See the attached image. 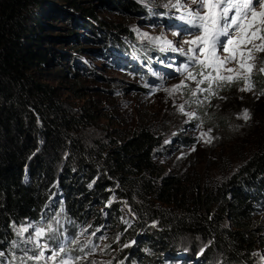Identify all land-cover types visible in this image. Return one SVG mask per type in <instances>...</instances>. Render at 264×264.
Listing matches in <instances>:
<instances>
[{
	"label": "trees",
	"instance_id": "obj_1",
	"mask_svg": "<svg viewBox=\"0 0 264 264\" xmlns=\"http://www.w3.org/2000/svg\"><path fill=\"white\" fill-rule=\"evenodd\" d=\"M47 1L0 0V252L20 247L11 235V225L40 222L58 213L75 221L89 215L98 226L102 223L98 207L105 205L110 209L109 222L118 224L127 241H132L138 230L147 232L143 241L139 240V248L128 251L136 264H176L164 257L174 256V246L183 237L210 247L209 259L195 264H208L214 256L222 264H252L250 259L262 243L256 240L260 225L254 213L264 204V120L251 154L230 176L214 184H199L186 172L172 175L158 168L156 159L163 139L147 119L143 123L137 120L131 132L119 133L118 141H96L90 146L77 130L80 123L67 114L55 89L40 83L35 75L47 62L48 49L41 47L44 25L37 12ZM62 1L64 8L76 14L78 25L93 35L80 40L90 41L100 34L93 5L81 7L75 0ZM112 2L123 14L134 10L137 1ZM59 15L66 18L62 11ZM112 27L118 35L126 36L122 25ZM113 36L104 39V35L95 53L105 56L108 49H116L117 54L119 50L131 52ZM134 50L147 62H155L149 51L140 46ZM60 57L70 55L61 52ZM259 84L264 91V77ZM87 108L80 113L85 115ZM219 123L225 127L223 119ZM178 139L183 147L196 144L186 136ZM111 190L128 205L132 227L119 224L120 206L107 202ZM62 219L58 221L64 225ZM74 229L67 226L68 231Z\"/></svg>",
	"mask_w": 264,
	"mask_h": 264
},
{
	"label": "rangeland",
	"instance_id": "obj_2",
	"mask_svg": "<svg viewBox=\"0 0 264 264\" xmlns=\"http://www.w3.org/2000/svg\"><path fill=\"white\" fill-rule=\"evenodd\" d=\"M75 1L81 7L93 5L100 21L97 26L101 27L100 34L96 33L90 41L80 40V37L91 39L90 30L78 25L80 20L64 8V1L48 0L37 11L44 25L40 33L43 37L41 47L48 49L47 62L35 75L40 83L55 89L67 114L80 123L77 130L85 142L91 146L96 141H118L117 135L131 132L137 120L140 123L148 120L147 123L156 125L163 139L156 159L158 168L172 175L186 172V176L198 180L199 184L218 183L230 176L253 151L264 120V91L260 90L259 84L260 77H264V72L259 71L264 67V52L255 53L256 59L251 61L255 64L250 76L251 90L242 91L247 85L239 79L231 83L211 81V92L200 91L208 89L210 81L198 73L204 71L207 75L212 69L202 68L197 62L199 57L192 59V54L187 53L190 45L184 41L194 39L196 32L181 31L176 25L183 22L180 25L185 26L187 10L198 8L193 0H134L137 1L134 2L136 8L123 14L119 13L112 0ZM178 2L180 7H174ZM61 11L66 13V18H60ZM116 24L127 29L126 36L117 34L112 27ZM71 31L78 32L71 34ZM104 35V39L114 35L116 41L122 40L131 52L123 54L124 51L119 50L117 54L116 49H108L105 56L95 53L101 47L99 43L104 41H101ZM138 46L149 51L155 62H147L144 55L136 52L134 49ZM179 49H184V52ZM61 52L70 58H61ZM160 54L161 59L158 58ZM227 55L223 53V56ZM227 67L239 71L236 62ZM189 72L195 80L188 78ZM221 74L230 75L227 72ZM201 79L204 83L198 84ZM178 86L179 90L172 91ZM85 106L88 110L84 115L80 112L86 109ZM245 112L248 119L244 118ZM87 114L88 119L85 118ZM220 119L226 122L224 128L220 123L216 124ZM184 136L196 144L183 147L178 138ZM208 140L210 142H206ZM25 174L27 177L26 168ZM110 193L112 195L107 202H115L121 208L119 224L126 229L132 227L134 219L128 205L115 197L114 190ZM98 208L102 219L98 226L89 215L79 222L58 213L46 216L40 222L26 220L20 225H11V235L20 247L13 246L8 253L0 255V264H60L62 260L69 261V264H136L128 251L139 248V240L143 241L147 232L138 230L135 238L127 241L118 224L109 222L110 209L105 205ZM56 209L58 206H55V212ZM254 215L260 225L256 240H262V243L257 245L250 260L252 264H264V204ZM59 217L63 218L64 225L58 221ZM68 225L75 229L68 231ZM225 227L229 225L225 223ZM41 228L45 230L44 234L37 237L35 233ZM198 241L183 237L174 246V256L164 258L176 264L204 262L209 259L210 247ZM61 247L63 253L54 261L50 260L49 256ZM41 252L43 258L35 259ZM217 258L214 256L208 264H219Z\"/></svg>",
	"mask_w": 264,
	"mask_h": 264
},
{
	"label": "snow or ice",
	"instance_id": "obj_3",
	"mask_svg": "<svg viewBox=\"0 0 264 264\" xmlns=\"http://www.w3.org/2000/svg\"><path fill=\"white\" fill-rule=\"evenodd\" d=\"M193 3L197 4L198 8L187 10V23L198 31L194 39L184 41L185 44L190 45L187 53L192 54V59L199 57L197 62L202 68H210L215 73V76L212 72L207 75L204 71L198 73L210 81L209 88L200 89V91L211 92V81L231 83L239 79H243L247 85L246 88L241 89L242 91L251 90L250 76L255 67L251 61L256 59L255 53L264 52V0H193ZM174 7L179 8V2ZM221 37L226 39L221 40ZM193 45L195 47H192ZM168 47H171V44H168ZM179 51L184 52V49H179ZM223 53L228 55L223 56ZM233 62L238 64L239 71L227 67ZM259 71L264 72V67ZM222 72L230 73V75H222ZM188 78L195 80L191 72L188 73ZM204 79L197 83L203 84ZM177 90L179 86L172 91ZM181 111H183L182 107ZM244 118H249L247 112L244 113ZM203 135L206 136L207 133ZM48 229L52 230V226L48 225ZM22 231H27V229H22ZM44 231L41 228L35 234L40 237ZM63 251L61 247L57 252H53L49 259L54 261L56 256ZM29 258L32 259V257ZM42 258L43 252L35 257L37 260ZM60 264H69V261L62 260Z\"/></svg>",
	"mask_w": 264,
	"mask_h": 264
}]
</instances>
